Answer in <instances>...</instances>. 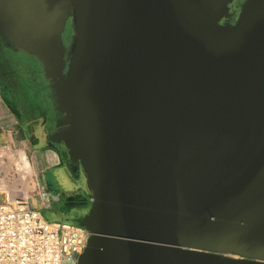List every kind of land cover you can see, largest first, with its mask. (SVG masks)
Here are the masks:
<instances>
[{
    "label": "water",
    "instance_id": "water-1",
    "mask_svg": "<svg viewBox=\"0 0 264 264\" xmlns=\"http://www.w3.org/2000/svg\"><path fill=\"white\" fill-rule=\"evenodd\" d=\"M5 1L14 34L49 0ZM61 1L53 137L91 194L76 264H264V0L233 23L232 0Z\"/></svg>",
    "mask_w": 264,
    "mask_h": 264
},
{
    "label": "flooded vegetation",
    "instance_id": "flooded-vegetation-1",
    "mask_svg": "<svg viewBox=\"0 0 264 264\" xmlns=\"http://www.w3.org/2000/svg\"><path fill=\"white\" fill-rule=\"evenodd\" d=\"M13 1L17 0H6L3 5ZM242 2H231L230 15L223 22L237 20ZM28 3H24L23 9L28 14L29 24L19 26L20 33L11 34L2 28L0 9V94L17 119L18 134L28 140L34 150L46 147L61 153V164L58 162L43 170L42 179L50 200L46 209L70 222L80 212L59 203V179L81 182V177L72 166L78 162L65 159L62 145L53 137L55 130L64 124L65 114L50 81L56 71L52 68L49 71L47 65L54 68L61 59L68 58L74 35L72 16H68L61 0H49L45 4L33 2L34 13L29 12ZM15 18L25 16L20 13ZM63 200H66L64 195Z\"/></svg>",
    "mask_w": 264,
    "mask_h": 264
},
{
    "label": "built area",
    "instance_id": "built-area-1",
    "mask_svg": "<svg viewBox=\"0 0 264 264\" xmlns=\"http://www.w3.org/2000/svg\"><path fill=\"white\" fill-rule=\"evenodd\" d=\"M89 236L84 226L49 220L28 200L2 201L0 193V264H76Z\"/></svg>",
    "mask_w": 264,
    "mask_h": 264
},
{
    "label": "rangeland",
    "instance_id": "rangeland-1",
    "mask_svg": "<svg viewBox=\"0 0 264 264\" xmlns=\"http://www.w3.org/2000/svg\"><path fill=\"white\" fill-rule=\"evenodd\" d=\"M244 1L245 0H243V2ZM0 96L2 97L1 94ZM5 103L7 104L6 101ZM10 112L15 120L13 129L15 134L12 136L10 142L0 143L1 199L2 201H4L7 197H10L11 199H24L28 200L29 203L34 207H45L43 203H47L48 194L43 184V170L39 167L37 155H35L34 149L30 145L29 141L18 134L17 119L11 109ZM79 172L81 182H77L75 187L77 186L84 189L83 185H85V177L81 168L79 169ZM67 182L68 181L65 180L62 181V183H60V188L63 190L70 188V186L67 187ZM88 206L87 208L89 209L90 206ZM44 214L49 220L63 221L62 218L58 217L53 211H50L49 209L44 208ZM70 222L76 223L75 221Z\"/></svg>",
    "mask_w": 264,
    "mask_h": 264
},
{
    "label": "crops",
    "instance_id": "crops-1",
    "mask_svg": "<svg viewBox=\"0 0 264 264\" xmlns=\"http://www.w3.org/2000/svg\"><path fill=\"white\" fill-rule=\"evenodd\" d=\"M14 125L15 120L10 112V109L8 108L3 98L0 96V143H8L11 141L12 136L15 134L13 130ZM34 153L35 155H37L38 164L42 170L53 167L58 162L60 165L62 162L61 153L58 154L54 149L51 148H39L37 151L34 150ZM72 166L75 167L78 171L81 168L79 162L73 163ZM62 181L64 180L59 179V192H61L62 194L61 195L59 193V203L62 204L61 206L66 207L67 209L75 208L81 214L84 213L88 209L87 206H90L91 204V194L89 190L86 188L85 185H83L84 189L77 186L75 187V184L77 185V182L71 180L67 182V187L70 186V188L63 190L62 188H60V183H62ZM63 195L66 197V200H63ZM49 201L50 200L47 198V203H43L45 207L39 206V208H42L43 212L44 208L49 205Z\"/></svg>",
    "mask_w": 264,
    "mask_h": 264
}]
</instances>
